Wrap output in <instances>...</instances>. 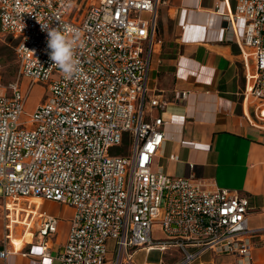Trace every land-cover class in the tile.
Here are the masks:
<instances>
[{
    "label": "built area",
    "instance_id": "1",
    "mask_svg": "<svg viewBox=\"0 0 264 264\" xmlns=\"http://www.w3.org/2000/svg\"><path fill=\"white\" fill-rule=\"evenodd\" d=\"M232 2V13L223 19L243 56L245 91L264 118V0ZM163 4L0 0V36L15 41L18 65L16 80L0 81V190L7 230L0 242L2 264L13 254L47 264H134L137 250L177 251L172 264H194L207 251L251 264L256 243L247 198L152 169L167 124L163 113L151 116L164 103L147 89L150 57L162 43ZM42 24L78 30L80 73L73 78L52 66ZM20 78L29 81L28 90L38 83L47 87L46 99L30 114H24L28 90L22 92ZM30 199L73 211L56 254L52 240L63 218L42 211L41 204L31 207ZM19 224L25 231L35 226L38 252L10 244L12 227Z\"/></svg>",
    "mask_w": 264,
    "mask_h": 264
},
{
    "label": "crops",
    "instance_id": "2",
    "mask_svg": "<svg viewBox=\"0 0 264 264\" xmlns=\"http://www.w3.org/2000/svg\"><path fill=\"white\" fill-rule=\"evenodd\" d=\"M163 1L158 12L162 43L150 57L147 89L164 103V109L153 110L151 116L163 113L167 124L164 145L152 169L176 178L191 176L207 189H228L247 198L248 223L255 231L256 243L251 264H264V118L245 91L243 56L223 19L232 13L233 2ZM237 27L238 37L241 24ZM183 92L185 98L181 99ZM3 203L0 190V242L7 234ZM54 205L42 202L40 209L48 213ZM65 235L59 223L52 240L54 254L62 249ZM10 244L17 251L38 252L39 240L32 235L23 245L13 240L12 234ZM178 258L177 251L137 250L133 262L172 264ZM6 264L47 263L13 254ZM194 264H238V260L207 251Z\"/></svg>",
    "mask_w": 264,
    "mask_h": 264
},
{
    "label": "rangeland",
    "instance_id": "3",
    "mask_svg": "<svg viewBox=\"0 0 264 264\" xmlns=\"http://www.w3.org/2000/svg\"><path fill=\"white\" fill-rule=\"evenodd\" d=\"M15 41L11 36L3 35L0 36V81L3 85L16 80L18 78V65L14 53ZM21 82L22 92L28 90L29 81L26 79H19ZM47 97V87L44 83L34 84L27 91V99L24 106V114H30L33 112L35 107L42 103ZM128 149V148H126ZM31 207L33 204H42L43 201H36L35 199H30ZM24 203V202H23ZM25 204V203H24ZM48 213L54 215H59L63 219L60 222L61 231H66L68 228V220L71 217V210H65L63 206L56 204L49 209ZM24 217V216H23ZM35 222V219L33 220ZM33 224V223H32ZM33 226V225H32ZM31 226V227H32ZM13 240L18 241V243L25 244L30 239H32L35 234V226L32 229L25 231V227L22 225H13ZM108 251L112 252V243L108 242Z\"/></svg>",
    "mask_w": 264,
    "mask_h": 264
},
{
    "label": "clouds",
    "instance_id": "4",
    "mask_svg": "<svg viewBox=\"0 0 264 264\" xmlns=\"http://www.w3.org/2000/svg\"><path fill=\"white\" fill-rule=\"evenodd\" d=\"M42 29L47 30V48L49 50L47 54L50 61L53 62L52 66L58 68L68 79L79 74V62L75 58L74 51L78 30L71 27L62 30L50 29L44 24H42ZM31 52L34 53V51Z\"/></svg>",
    "mask_w": 264,
    "mask_h": 264
},
{
    "label": "bare ground",
    "instance_id": "5",
    "mask_svg": "<svg viewBox=\"0 0 264 264\" xmlns=\"http://www.w3.org/2000/svg\"><path fill=\"white\" fill-rule=\"evenodd\" d=\"M36 201H41V200H39V199H35Z\"/></svg>",
    "mask_w": 264,
    "mask_h": 264
}]
</instances>
